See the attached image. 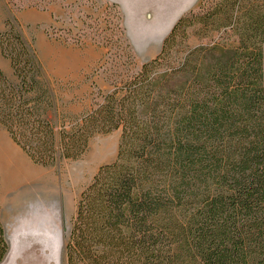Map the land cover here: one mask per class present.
Masks as SVG:
<instances>
[{
	"label": "trees",
	"instance_id": "obj_1",
	"mask_svg": "<svg viewBox=\"0 0 264 264\" xmlns=\"http://www.w3.org/2000/svg\"><path fill=\"white\" fill-rule=\"evenodd\" d=\"M189 31L205 43L187 49ZM263 46L264 0H198L155 59L59 130L36 51L5 20L0 129L33 164L79 160L121 129L77 203L66 264H264ZM7 252L0 214V264Z\"/></svg>",
	"mask_w": 264,
	"mask_h": 264
},
{
	"label": "rangeland",
	"instance_id": "obj_2",
	"mask_svg": "<svg viewBox=\"0 0 264 264\" xmlns=\"http://www.w3.org/2000/svg\"><path fill=\"white\" fill-rule=\"evenodd\" d=\"M54 0H0V32L5 20L24 8H47ZM198 0H140L137 12L124 14L118 5L104 0H77L61 4L59 24L47 31L61 47L35 43L36 27L18 24L22 36L33 45L46 80L50 84L57 116V128L69 129L82 114L92 110L102 97L131 79L142 65L155 59L177 21L195 10ZM16 21V20H15ZM86 41L89 52L67 51ZM201 41L189 31L187 49ZM85 46V45H83ZM83 46H78L82 48ZM187 49L178 48L173 63L180 62ZM79 59L83 61L79 64ZM57 60L69 64L71 75L54 77ZM0 69L13 80L9 61L1 55ZM264 84V46H263ZM0 132L10 139L5 130ZM121 129L91 139L86 153L76 161L63 160L54 166L33 164L19 148L29 166L37 171L35 180L18 190L0 189V214L8 252L1 264H66L63 247L68 239L76 206L101 166L112 164L117 156ZM39 175V177H38ZM24 183V182H23ZM1 188V183H0ZM25 197L16 213L4 201L18 191Z\"/></svg>",
	"mask_w": 264,
	"mask_h": 264
},
{
	"label": "crops",
	"instance_id": "obj_3",
	"mask_svg": "<svg viewBox=\"0 0 264 264\" xmlns=\"http://www.w3.org/2000/svg\"><path fill=\"white\" fill-rule=\"evenodd\" d=\"M104 1L109 2L111 4L118 5L121 11L127 16H131L133 13L137 12V6L139 5V2H140V0H104ZM145 1L148 2V0H145ZM75 2H77V0H54L51 5H49L47 8H44V9L34 8V7L24 8L14 13V19L21 26L29 27V28L36 27L38 29V32L35 35V43H40L41 45L46 44V45H49L50 47H57V46L61 47L62 46L61 40L50 39L47 34V31L49 32V30L53 29L54 26L59 24L58 20L59 18H61V12H62L60 5L68 4V3L70 4V3H75ZM78 46H83V47L80 48ZM67 47L68 48H65V49H68L67 51H73L75 53L89 52L94 49V47H92L90 44L88 45L86 41L81 42L74 46L67 45ZM81 63H83V61L79 59V64L81 65ZM52 69L53 70L51 71H52L53 76L57 78L64 79L71 75L70 74L71 69L69 70V64L63 63L60 60L56 61L55 67H53ZM25 164L29 166L25 158L19 152V148L17 147V145L12 140L7 139L0 132V176H1L0 177V183H1L0 189H1V195H2V184L4 180L3 177L5 176L7 170L9 171V169L11 168H16L18 167V165L22 166ZM33 181L34 180L25 181L23 183V186L28 185L32 183Z\"/></svg>",
	"mask_w": 264,
	"mask_h": 264
},
{
	"label": "bare ground",
	"instance_id": "obj_4",
	"mask_svg": "<svg viewBox=\"0 0 264 264\" xmlns=\"http://www.w3.org/2000/svg\"><path fill=\"white\" fill-rule=\"evenodd\" d=\"M14 159H15V157H14ZM12 161H14V160H12ZM35 175H37V171L31 169L28 165H26V164L22 165V166L18 165V167H16V168H11V169H9V171L7 170L5 176L3 175L4 180H3L2 188H3V190L8 188V189H10V191L13 189L15 190L16 188H17L16 190H18L19 187L23 186V182L28 181V180L29 181L35 180V178H37V177H35ZM38 177H39V175H38ZM8 197H10V198L9 199L7 198L6 201H4V202L8 207L13 209L14 212L16 213L20 209L19 206L21 205V203L25 197V193L21 192L19 190L18 193H16L15 197H13L12 194Z\"/></svg>",
	"mask_w": 264,
	"mask_h": 264
}]
</instances>
